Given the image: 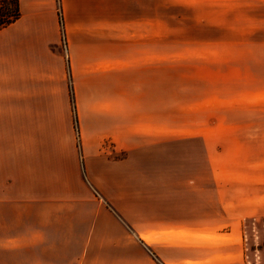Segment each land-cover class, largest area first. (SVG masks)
<instances>
[{"label":"crops","instance_id":"obj_1","mask_svg":"<svg viewBox=\"0 0 264 264\" xmlns=\"http://www.w3.org/2000/svg\"><path fill=\"white\" fill-rule=\"evenodd\" d=\"M18 1L0 30V124L54 125L74 107L80 154L59 188L33 150L0 165V264H248L264 222V5L237 18L188 0ZM194 48L225 54L223 69L184 71ZM154 67L162 92L191 100L148 113ZM217 72L223 97L200 100Z\"/></svg>","mask_w":264,"mask_h":264},{"label":"rangeland","instance_id":"obj_2","mask_svg":"<svg viewBox=\"0 0 264 264\" xmlns=\"http://www.w3.org/2000/svg\"><path fill=\"white\" fill-rule=\"evenodd\" d=\"M164 0H147V4L155 7L157 4ZM169 2L179 1V0H167ZM196 2L201 7L212 8L215 7L217 11H230L237 18L241 12H245L246 5H253L255 3H262L264 5V0H188ZM172 4V3H171ZM262 6V5H261ZM196 11L197 8H196ZM57 14L60 21V11L57 8ZM259 15L264 18V6L260 7ZM61 24V21H60ZM264 34V33H263ZM64 36L61 34V48L65 53V48L63 45ZM65 42V40H64ZM66 45V43H65ZM190 48V47H189ZM188 48L184 50L186 53ZM67 51V47H66ZM150 53V50L147 52ZM192 53L197 57L198 61L193 62L194 67L185 63V70L202 71L201 75H207L203 71H219L223 69V64L225 60V54L219 52L216 56L210 54L203 48H194ZM66 56V55H65ZM156 65V63H153ZM164 70L161 67H154L149 74L154 71ZM215 73V72H214ZM221 73L210 74L206 78H200L197 81H202L200 93H198L200 100L208 96H215L216 99L222 98L223 94L216 92L212 94V85L208 86V82L213 84L223 85L224 79H219ZM150 77H158V74H152ZM151 79V78H150ZM158 82V86L155 82L151 83V87H147V105L152 107L148 113H156L158 116L163 115L166 111H159V104L163 102H170L173 98L181 97L186 101L191 100L192 95L190 93H185L184 95L169 94L162 92L163 87L159 82L160 78H153ZM184 82L185 87H191L187 85L186 79ZM148 81V79H147ZM205 81V82H204ZM149 89V90H148ZM169 89V88H168ZM159 91L161 93H159ZM158 92V93H156ZM164 100V101H163ZM215 101V100H214ZM73 104V103H72ZM211 110L216 116H223V109L219 104ZM203 113L208 111H201ZM160 114V115H159ZM58 121V120H57ZM164 128V127H163ZM169 127H165L167 129ZM156 131H159L160 127H153ZM164 129V130H165ZM29 150L35 151L34 158L35 166L41 170V183L45 182V175H50L56 178L57 188L60 183L65 178H74L76 175L75 169L69 164V160L72 156H79L80 154V141H79V122L78 116L74 107H72L71 114L66 120H61L54 125H1L0 124V165H20L26 164L28 159L27 152ZM20 153V154H19ZM77 176V175H76ZM66 178V179H67ZM251 245V246H250ZM248 264H264V222L259 223L258 230L253 233L252 239L249 241L248 249Z\"/></svg>","mask_w":264,"mask_h":264},{"label":"trees","instance_id":"obj_3","mask_svg":"<svg viewBox=\"0 0 264 264\" xmlns=\"http://www.w3.org/2000/svg\"><path fill=\"white\" fill-rule=\"evenodd\" d=\"M21 16L18 0H0V30L14 23ZM73 101V95H71Z\"/></svg>","mask_w":264,"mask_h":264},{"label":"built area","instance_id":"obj_4","mask_svg":"<svg viewBox=\"0 0 264 264\" xmlns=\"http://www.w3.org/2000/svg\"><path fill=\"white\" fill-rule=\"evenodd\" d=\"M63 45H64V48H65V55L67 56L66 45H65L64 40H63Z\"/></svg>","mask_w":264,"mask_h":264}]
</instances>
